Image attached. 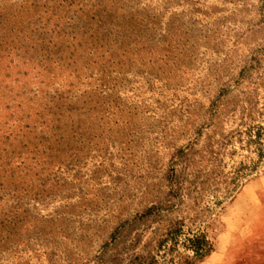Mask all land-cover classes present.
Wrapping results in <instances>:
<instances>
[{"label":"rangeland","instance_id":"obj_1","mask_svg":"<svg viewBox=\"0 0 264 264\" xmlns=\"http://www.w3.org/2000/svg\"><path fill=\"white\" fill-rule=\"evenodd\" d=\"M24 1L0 0V21L24 10ZM72 1L73 9L99 11L113 0H55V9ZM117 1L150 16L149 34L163 39L164 54L155 47L133 56L116 78V121L75 125L81 133L53 153L65 164L47 171L28 159L29 171L16 176L27 196L3 204L20 210L3 219L12 241L0 264H132L148 255L178 264L181 244L160 250L159 242L181 220L185 232L203 231L213 244L201 264H264V158L238 134L264 125V0ZM9 48L0 35L2 168L33 148L26 128L36 118L26 116L40 103L37 72ZM88 64L82 59L80 68ZM165 71L168 84L157 77ZM212 102L220 103L216 119L206 114Z\"/></svg>","mask_w":264,"mask_h":264},{"label":"trees","instance_id":"obj_2","mask_svg":"<svg viewBox=\"0 0 264 264\" xmlns=\"http://www.w3.org/2000/svg\"><path fill=\"white\" fill-rule=\"evenodd\" d=\"M23 3H27L26 7L15 12L17 15L6 12L2 15L0 35L10 45L9 54L20 53L24 65L37 72L39 83L35 96L40 98V103L26 116V119L33 115L36 118V127L26 128L29 131L27 138H34L33 148L24 158L7 157L4 168L0 166V256L12 241V233L7 231L3 219L20 210L18 206L5 210L3 204L8 201L19 204L27 196V190L16 185V176L19 178L29 171L28 159L36 166L47 165V171L65 164V158L63 161L53 159L56 143L64 142L72 133L80 134L82 130H74L75 125L89 120L116 121L118 106L113 93L117 76L130 71L133 56L151 54L155 47L163 54L165 50L163 39L155 42L149 34L150 16L133 14L117 0L102 5L99 11L91 10L93 7L85 10L82 5L73 9V1L58 9H55V0H25ZM1 8L0 12H3ZM12 18L22 21L13 23ZM77 19L87 22L76 28L73 22ZM82 59L83 62L88 60L87 68H80ZM159 62L167 66L168 60L161 56ZM157 77L167 84L172 79L166 71ZM206 114L218 118L220 103L212 102ZM238 134L244 135L248 152L264 158V125L250 126ZM254 165L248 169L249 175L257 170ZM49 189V195L54 194L56 186ZM45 193V190L38 191L33 197L39 198ZM156 209L153 206L148 213ZM185 227V220L170 223L161 236L159 249L169 242L173 247L181 244L185 254L178 264H201L213 253V244L205 232H185ZM132 264H158V261L148 255L137 257Z\"/></svg>","mask_w":264,"mask_h":264}]
</instances>
